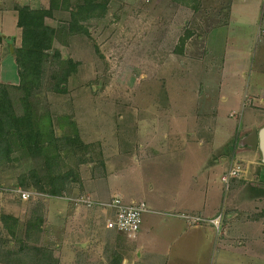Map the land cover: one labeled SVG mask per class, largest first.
<instances>
[{
	"label": "rangeland",
	"instance_id": "1",
	"mask_svg": "<svg viewBox=\"0 0 264 264\" xmlns=\"http://www.w3.org/2000/svg\"><path fill=\"white\" fill-rule=\"evenodd\" d=\"M14 4L40 9L48 0H1L4 83L18 82L10 49L12 39V46L21 45ZM100 15L84 22L88 33L71 34L66 11L49 21L56 28L54 49L80 65L67 94L42 91L40 101L59 114H73L81 138L100 143L96 149L102 150L106 165H84L82 183L75 184L71 197L144 202L141 220L148 227L152 222L157 232L163 219L145 214L150 208L146 203L170 212V202L179 201L180 191L193 205L185 214L206 219V212L217 211L222 216L218 234L213 230L204 241L195 239L198 246L186 258L174 247L167 258L152 261L147 254L140 257L138 243L120 236L116 249L126 264H219L220 232L230 235L229 228L240 225H226L231 212L257 223L247 236L254 239L252 246L262 260L264 156L252 153L241 140L251 128L264 126V0H109ZM49 54L44 56L45 68ZM216 160L221 162L214 164ZM25 170L26 165L0 169V218L26 217L35 202L13 193L20 189L15 188L17 177ZM238 171L239 177L228 183L221 179ZM108 220V212L99 207L50 198L41 244L59 264H106L108 241L113 239L107 238L115 234L107 228ZM0 236H8L1 220ZM233 236L226 238L229 245L248 244L244 237ZM82 242L88 245L78 247ZM230 261L228 257L222 263Z\"/></svg>",
	"mask_w": 264,
	"mask_h": 264
},
{
	"label": "trees",
	"instance_id": "2",
	"mask_svg": "<svg viewBox=\"0 0 264 264\" xmlns=\"http://www.w3.org/2000/svg\"><path fill=\"white\" fill-rule=\"evenodd\" d=\"M108 3L109 0H48V6L40 9L21 4L12 7L17 13L21 45L13 46L18 82H0V169L26 165L15 188L49 198H32L35 202L29 205L26 217L1 215L8 235L0 236L1 263L59 264L53 251L41 244L46 202L74 196L75 184L82 183L84 165L97 162L101 168L106 167L102 150L96 149L100 143H87L81 138L74 115L55 112L47 103H41L39 96L42 91L67 94L70 78L80 65L54 49L56 28L49 21L54 20L56 12L66 11L70 15L69 32L88 33L84 22L105 13ZM10 44L14 45L13 39ZM48 53L45 68L44 56ZM106 251V264H122L116 248Z\"/></svg>",
	"mask_w": 264,
	"mask_h": 264
},
{
	"label": "crops",
	"instance_id": "3",
	"mask_svg": "<svg viewBox=\"0 0 264 264\" xmlns=\"http://www.w3.org/2000/svg\"><path fill=\"white\" fill-rule=\"evenodd\" d=\"M0 5H1V0H0ZM3 38H8V37L5 35L3 36ZM11 84H16V83H11ZM261 94H263V97H264V92H262ZM263 125H264V122H263ZM256 152L258 151L252 150V153H256ZM226 161L227 159H225V162ZM218 162H221V161L216 160L214 164H218ZM206 164L210 167L214 166L213 164H211L210 161L209 162L207 161ZM184 187L186 190L188 189V186L185 185ZM177 197L179 201L170 202V205L174 206V207H171L173 209L172 211L174 212L154 210L153 208L154 206H156V203H150V204L146 203L147 205H149L151 209L149 208V211L146 212L145 214H151L152 216L151 219L153 217L158 218L160 215V217L163 219L164 226L160 231L157 232L154 230V228H157V227L152 226V222H151V226L148 227L145 224V220L144 221L141 220L140 231L137 234L136 238L133 239L134 242L138 243L141 246L142 254L139 253L140 257L141 255L147 254L152 261H158L160 259L167 258V256H170L173 250H175L174 247H176L178 251L181 252L185 256L184 258H186V256H188L186 253H188L189 250L193 249L195 246H198L197 241L198 242L200 240L204 241L209 231H211L209 232V234L210 233L212 234L213 230L217 233V231L210 225V223L208 221H205L207 219H216L218 217L217 215H215L217 211L206 212L208 213V216H206V219L200 218L202 221L200 223H194L195 224L194 225L193 223L189 222L185 218V217H192V216H189V214H185L190 211V207H193V205H190L188 202L191 200L186 195L182 196L181 191L177 193ZM140 203H144V202H140ZM132 204H139V203L133 201ZM227 215H228L227 217L225 216L226 225L227 223L234 224L235 222H238L240 224V225L235 226L232 229L229 228V230L231 231L230 235H234L233 236L234 238L244 237V239L247 240L248 246L246 245L242 247V245L239 242L231 243L229 245L228 240H226V238L227 239L230 238V235H227L225 231L222 233L220 232V235L222 237V242H221L222 245L219 248V251H220L219 258L221 259L219 261V264H223L222 260H224V258L228 259V257L230 260H233V261H230L231 264H261L262 262L264 264V256H262L263 258L261 260V258H259L257 256L258 254L255 252L256 248L252 246L254 239L252 238V236L251 238L250 236L249 237L247 236L250 230H252V227L255 226L253 225V223L254 224H257V223L250 219H247L246 221L245 220L247 217L246 215H242L244 218L241 216V219H239L240 216L238 215L235 216V213L233 212L228 213ZM243 221H246V222L243 223ZM203 222L208 223L209 227H206V226L202 227L201 223ZM196 227H200V228L197 229ZM257 227L259 229V226ZM247 230H248V233H247ZM112 232H114L115 234L108 235L109 237L107 239L113 238V239H110V241H108V244L111 245V246L107 245L108 248H111V247L116 248L117 242H118L117 238L120 236H124L123 234H120L118 232H115V231H112ZM208 241H209L208 246H210L211 241L209 239ZM79 245L80 246L78 247L85 248L88 245V243L82 242ZM122 264H126V261L123 259V257H122Z\"/></svg>",
	"mask_w": 264,
	"mask_h": 264
},
{
	"label": "built area",
	"instance_id": "4",
	"mask_svg": "<svg viewBox=\"0 0 264 264\" xmlns=\"http://www.w3.org/2000/svg\"><path fill=\"white\" fill-rule=\"evenodd\" d=\"M239 171L237 172L238 175ZM234 175V176H233ZM235 178L236 172L230 173V176H223V182L229 181L230 178ZM13 193L17 194L22 200L27 201L32 198H43L46 195L33 193L22 189H13ZM57 199H62L76 206H83L86 208H92L94 206L104 209L108 212V222L107 228L123 234L128 239L133 240L136 238L137 234L141 228V213L145 210V204H123L120 198H113L109 203H97L91 197H59ZM191 223H200L202 220L197 217H185ZM210 225L217 231H220V226L222 223V216H218L216 219H207Z\"/></svg>",
	"mask_w": 264,
	"mask_h": 264
},
{
	"label": "water",
	"instance_id": "5",
	"mask_svg": "<svg viewBox=\"0 0 264 264\" xmlns=\"http://www.w3.org/2000/svg\"><path fill=\"white\" fill-rule=\"evenodd\" d=\"M11 53H13V46L10 45ZM248 145L253 151L256 150L258 143H260L261 149L264 152V127L258 132L253 129L251 135L247 138Z\"/></svg>",
	"mask_w": 264,
	"mask_h": 264
},
{
	"label": "flooded vegetation",
	"instance_id": "6",
	"mask_svg": "<svg viewBox=\"0 0 264 264\" xmlns=\"http://www.w3.org/2000/svg\"><path fill=\"white\" fill-rule=\"evenodd\" d=\"M262 128H263V127H262ZM262 128H260V129L253 128V129H255L256 131L259 132ZM253 129L251 128L250 131H249V132L243 137V139L241 140V143L244 144L245 147H248L250 150H251V147L248 145V140H247V138L251 135ZM255 151H259V152L261 153V155L264 156V154H263L264 152H263L262 149H261L260 143H258V146H257V148H256ZM262 163L264 164V162H262ZM238 164H241V162L239 161ZM237 177H239V174L237 175ZM235 178H236V177H235ZM235 178H234V179H235Z\"/></svg>",
	"mask_w": 264,
	"mask_h": 264
}]
</instances>
